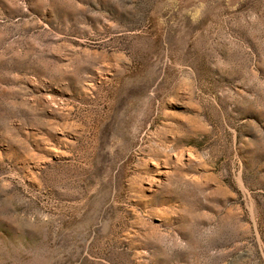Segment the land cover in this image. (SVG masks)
<instances>
[{
	"label": "rangeland",
	"instance_id": "374dc122",
	"mask_svg": "<svg viewBox=\"0 0 264 264\" xmlns=\"http://www.w3.org/2000/svg\"><path fill=\"white\" fill-rule=\"evenodd\" d=\"M0 264H264V0H0Z\"/></svg>",
	"mask_w": 264,
	"mask_h": 264
}]
</instances>
